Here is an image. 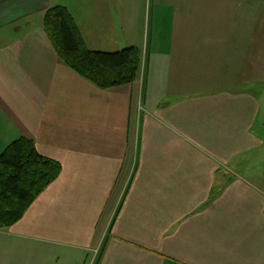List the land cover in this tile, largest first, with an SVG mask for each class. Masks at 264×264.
I'll list each match as a JSON object with an SVG mask.
<instances>
[{
    "label": "crops",
    "instance_id": "obj_1",
    "mask_svg": "<svg viewBox=\"0 0 264 264\" xmlns=\"http://www.w3.org/2000/svg\"><path fill=\"white\" fill-rule=\"evenodd\" d=\"M65 6L86 46L143 52L101 89L56 53ZM264 0H0V153L61 163L0 228V264H264Z\"/></svg>",
    "mask_w": 264,
    "mask_h": 264
},
{
    "label": "trees",
    "instance_id": "obj_2",
    "mask_svg": "<svg viewBox=\"0 0 264 264\" xmlns=\"http://www.w3.org/2000/svg\"><path fill=\"white\" fill-rule=\"evenodd\" d=\"M44 27L58 56L97 87L109 89L139 78L142 54L137 47L113 52L89 49L65 6L50 7ZM61 170V163L42 155L32 139L20 137L10 143L0 153V228L18 222Z\"/></svg>",
    "mask_w": 264,
    "mask_h": 264
},
{
    "label": "rangeland",
    "instance_id": "obj_3",
    "mask_svg": "<svg viewBox=\"0 0 264 264\" xmlns=\"http://www.w3.org/2000/svg\"><path fill=\"white\" fill-rule=\"evenodd\" d=\"M141 54H142V68L141 69H143V63H144L143 52H141ZM140 74H141V70H140ZM255 93L259 95V100L261 101V112H260V116L258 119V125L256 127L258 131L257 134H259L262 140H264V88L260 89L258 87L257 89H255ZM263 149L264 147L262 148V150Z\"/></svg>",
    "mask_w": 264,
    "mask_h": 264
}]
</instances>
